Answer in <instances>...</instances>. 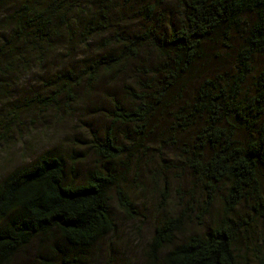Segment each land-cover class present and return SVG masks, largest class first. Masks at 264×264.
<instances>
[{"label":"trees","instance_id":"1","mask_svg":"<svg viewBox=\"0 0 264 264\" xmlns=\"http://www.w3.org/2000/svg\"><path fill=\"white\" fill-rule=\"evenodd\" d=\"M139 1L0 0V140L11 136L14 104L69 109L82 88V98L96 92L109 102L108 127L90 129L85 146L100 163L126 157L122 173L78 172L73 150L66 159L50 148L1 175L0 264H14L31 243V264H90L115 233L110 204L137 217L124 182L157 127L180 149L192 188L177 213L155 222L143 264H264V249L246 242L264 219V0ZM170 2L177 17L168 23L161 10ZM129 10L137 25L128 30ZM215 50L227 69L197 81L195 66ZM21 75L29 78L17 87ZM216 201L211 226L176 243Z\"/></svg>","mask_w":264,"mask_h":264},{"label":"rangeland","instance_id":"2","mask_svg":"<svg viewBox=\"0 0 264 264\" xmlns=\"http://www.w3.org/2000/svg\"><path fill=\"white\" fill-rule=\"evenodd\" d=\"M149 1L140 0L139 4ZM176 11L172 2L164 6L161 10L163 18H165L163 21L169 23L172 19H176ZM130 12L131 10L125 12L126 19L122 20L128 30L137 25L135 14L131 15ZM139 26H141V22H138ZM231 40L235 42L236 37L234 36ZM215 52L217 53L216 57L212 52H207L195 66L197 71L193 73L196 75L197 81L200 80V77L227 69L225 60L221 59L223 51L218 53L215 50ZM261 60L256 61L257 66L262 62ZM34 71L31 69L29 74L33 75ZM26 76L21 75L17 87L27 83L29 77ZM195 83L196 81H193L189 83V86H193ZM29 85L30 87H39L35 83V78L29 81ZM114 86L107 85L105 87L107 94L116 95V86ZM37 90L40 91V89ZM77 92L79 93V102L69 109L63 107L61 109L38 110L31 104L26 106L22 102L18 106L14 104L17 120L12 126L11 136L8 141L0 140V177L13 165L23 164L50 148H56L62 154L61 157L71 155V150H73L77 154L75 158L78 157L72 162L73 168L77 171L83 172L85 167L92 165L116 173H122L125 170L126 157L110 163H100L85 146L87 132L90 129L93 128L101 133L108 127V117L104 114L105 110L109 109L108 97L95 92L89 94L87 98H82L83 89L81 88ZM190 92L191 90L187 94ZM118 98H121L120 93ZM164 122L165 119L161 117L158 120V125L164 124ZM160 129L162 128L157 127L152 133L150 141L144 144L145 155L142 159L138 163L134 161L135 166L131 163L130 171L124 182V188L129 193L137 210V217L134 219L125 217L117 211L113 201L110 205L116 223L115 233L109 235L97 246L99 248H96L97 250L95 249L96 251L90 257V264H143V252L155 222L165 215L175 214L180 210L178 208L179 197L181 202L188 199L184 191L192 188L191 174L179 161L182 156L178 146L168 144L163 135L158 132ZM118 131L125 134L127 129L124 126H118L116 132ZM70 163L66 164L72 165ZM163 186L165 189H162ZM218 206L219 203L216 201L201 225H197L196 221H188L183 231L176 236V243L188 235L201 234L210 227L213 220L219 217ZM253 227L255 233L250 234L249 240H246L249 242L247 247L251 249L252 246H257L259 249H264V219H255ZM34 247L35 244L31 243L26 248L25 256L18 258L14 264H31ZM237 248L240 253L247 252L251 262L256 263L255 258L245 249L242 241H239Z\"/></svg>","mask_w":264,"mask_h":264}]
</instances>
